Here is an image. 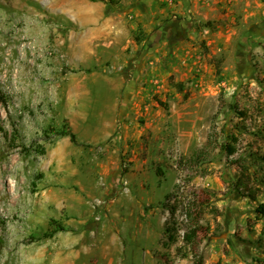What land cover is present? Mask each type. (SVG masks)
I'll list each match as a JSON object with an SVG mask.
<instances>
[{
	"label": "rangeland",
	"instance_id": "374dc122",
	"mask_svg": "<svg viewBox=\"0 0 264 264\" xmlns=\"http://www.w3.org/2000/svg\"><path fill=\"white\" fill-rule=\"evenodd\" d=\"M228 1L199 22L152 0H0V264L264 259V25ZM66 122L78 144L53 135Z\"/></svg>",
	"mask_w": 264,
	"mask_h": 264
},
{
	"label": "crops",
	"instance_id": "0c3cea01",
	"mask_svg": "<svg viewBox=\"0 0 264 264\" xmlns=\"http://www.w3.org/2000/svg\"><path fill=\"white\" fill-rule=\"evenodd\" d=\"M222 0H175L174 4H170L169 0H152V15L154 16H167L171 11L184 12L182 15L183 18L187 16L190 20L192 17L197 18L199 22H208L214 20L219 11L218 4ZM229 3H232L231 6H227L228 10H231L234 6L244 13L247 20L251 19L254 26L264 25V0H229ZM184 9V11H183ZM156 11V12H154ZM186 15V16H185ZM190 24V23H188ZM189 26L188 36L196 33V28L192 27V24ZM257 26V27H258ZM255 28V27H254ZM163 29V28H162ZM222 32L210 31V29L205 28L203 38H207L208 45L214 46L216 49H221L227 39H224L225 36L221 34ZM208 34V36H207ZM168 34L165 30L158 31V41L159 45L163 42L165 43ZM218 48V49H217Z\"/></svg>",
	"mask_w": 264,
	"mask_h": 264
},
{
	"label": "trees",
	"instance_id": "16d2710c",
	"mask_svg": "<svg viewBox=\"0 0 264 264\" xmlns=\"http://www.w3.org/2000/svg\"><path fill=\"white\" fill-rule=\"evenodd\" d=\"M104 1V0H103ZM210 24L211 23H207L204 25V27H210ZM231 109L234 110V111H238V108L235 104H232L231 105ZM239 114H241L242 116L244 115L243 112H240ZM52 132H53V135L56 137V138H64V137H69L70 140L75 143V144H78V140H77V136L75 133H73L70 125L68 122H66V124L60 128V129H52ZM232 140L234 141V144L233 143H227L225 145L222 146V150L229 156H233L237 153V147L235 146V144L238 142V139L237 137H232ZM45 147H42V151L41 153L42 154H45ZM235 184V190H237L238 192H240L242 189H245L247 188V183L245 182V179H244V176L242 174V176L234 183ZM242 192V191H241ZM244 194V193H242ZM172 197V194H169L167 195V199H171ZM247 197H250L252 198V200H256V196L251 193H249L247 195ZM167 206V205H166ZM257 213L260 214V216H263L264 217V204L260 205L258 208H257ZM175 215V209L172 208L171 209V216L173 217ZM60 230H64L63 228H61ZM175 227H172L169 225V223L166 225V228H165V235H168V238L170 239V241L172 242H175L176 241V237H175ZM58 231V230H57ZM57 231H53L52 233L46 235L47 237H51L53 236ZM198 230L196 227H194L193 229H191L190 231H186L184 234H183V239L184 241L191 245L194 240L196 239V237L198 236ZM190 255H193L194 256V264H203V258L202 257H199L198 253L193 250L192 253H190ZM186 256H189L186 254ZM255 262L256 264H264V259H261V258H255ZM219 264V263H218Z\"/></svg>",
	"mask_w": 264,
	"mask_h": 264
},
{
	"label": "built area",
	"instance_id": "2783aa9c",
	"mask_svg": "<svg viewBox=\"0 0 264 264\" xmlns=\"http://www.w3.org/2000/svg\"><path fill=\"white\" fill-rule=\"evenodd\" d=\"M170 4H174L175 0H169Z\"/></svg>",
	"mask_w": 264,
	"mask_h": 264
}]
</instances>
